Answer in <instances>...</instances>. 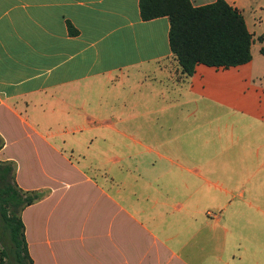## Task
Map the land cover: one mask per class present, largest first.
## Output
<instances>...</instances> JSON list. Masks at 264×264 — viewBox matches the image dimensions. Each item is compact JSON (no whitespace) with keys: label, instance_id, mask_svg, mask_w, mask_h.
I'll return each instance as SVG.
<instances>
[{"label":"crops","instance_id":"obj_1","mask_svg":"<svg viewBox=\"0 0 264 264\" xmlns=\"http://www.w3.org/2000/svg\"><path fill=\"white\" fill-rule=\"evenodd\" d=\"M225 1L253 35L252 61L199 64L179 82L169 18L144 21L140 0H0V161L13 164L21 190L40 196L21 215L33 264H264L236 232H264L259 193L246 190L256 175L230 170L234 161L264 166V143L256 151L181 143L195 132L183 128L189 120L212 116L200 101L248 122L245 138L264 134V0ZM180 101L196 109L167 110ZM104 131L113 153L101 162L86 151L99 136L109 144ZM77 135L88 136L86 150Z\"/></svg>","mask_w":264,"mask_h":264},{"label":"trees","instance_id":"obj_2","mask_svg":"<svg viewBox=\"0 0 264 264\" xmlns=\"http://www.w3.org/2000/svg\"><path fill=\"white\" fill-rule=\"evenodd\" d=\"M140 12L144 21L169 18L170 47L183 79L192 77L199 64L230 68L253 59L254 38L244 16L225 0L200 7L191 0H140ZM3 146L0 136V150ZM39 197L21 190L13 164L0 161V264H33L21 215Z\"/></svg>","mask_w":264,"mask_h":264},{"label":"rangeland","instance_id":"obj_3","mask_svg":"<svg viewBox=\"0 0 264 264\" xmlns=\"http://www.w3.org/2000/svg\"><path fill=\"white\" fill-rule=\"evenodd\" d=\"M177 80L179 82L185 80L183 78L180 77V75H177ZM170 84H167V89H171V87L169 86ZM154 86V85H153ZM159 85H155V88L158 90L159 89ZM148 90H150V85H148ZM147 88L145 93H147ZM184 90L186 89V86L183 87ZM162 89V88H161ZM184 97H187L188 95L183 92L182 93ZM167 96H177V93L174 92H170L168 93ZM181 96V97H183ZM184 100V99H183ZM153 105H157L158 104H154ZM161 106L163 104H160ZM168 105V106H167ZM166 106L169 107L167 110L168 111H174V110H183V111H194L196 108L194 107L193 104L191 103H186L185 101H180L179 103H174V106H171L170 104H167ZM199 110L200 113L203 111H209L211 112L212 116H210V118H207V116L205 115H199L197 118L192 119V124H191V120H189V124L188 125H184L183 128L185 130H189L190 127H195V132H193L192 135L189 134L190 131H188V134H185L182 136V140L181 143L182 144H189V145H193V146H198L199 149L201 148H205V146L208 144L209 146H215V147H220V146H225L226 144L230 145L232 144V146H239V145H243L246 144L248 146L247 150H253L256 151V147L259 144H263L264 143V134H260V135H255V136H247L246 138L244 137V133L245 131L241 130V128L243 126H248L246 125L247 123L244 121V124H242V120H239L238 117H234V118H227V115L229 113L228 110H226L225 108L218 106V105H214V104H210V103H206L204 101H200L199 102ZM169 120H166V122H168ZM64 124H62L61 126H63ZM255 125V124H252ZM199 126V127H196ZM233 126L235 128V131L233 132ZM256 126V125H255ZM183 128L181 126V131L183 132ZM248 128V127H245ZM240 131H239V130ZM168 130H165L164 133L167 134ZM180 132V131H179ZM178 132V133H179ZM100 135H103L106 139H107V143L111 142V138L112 135L104 132H100ZM87 135H77L76 140H79V143L81 144L82 148L84 150H86L87 146H86V139H87ZM114 137H118V136H114ZM168 137V134H167ZM262 137V138H259ZM118 138H120L121 143H128V141L122 137L119 136ZM240 138V140H239ZM106 142H103L101 140V136H99L98 140L96 141L95 144H93V146H91L90 150L86 151V153L89 156L92 157H97L101 160H107V158H109L111 156V154L113 152H111V146L110 143L109 144H105ZM83 144V145H82ZM85 144V145H84ZM193 146H188L187 148L193 147ZM140 150H133L130 151L129 153H137ZM122 153V152H121ZM124 153H126L124 151ZM262 154H264V149L262 150ZM137 159L143 160L142 156H138L135 157ZM153 158V157H151ZM137 159H133L130 160L128 159L127 161L124 162V164H126L128 162V165H132L133 162H137ZM85 163V162H84ZM86 164V163H85ZM262 162L260 164H253V165H248V166H243L242 163H240L239 161H234L232 163L233 166H230V170L232 173H235L236 175L241 174L242 171H244V168L246 167L248 169L247 173H251L256 175V177L252 180L251 184H249L246 187L247 190V195H249L250 193H254V194H258V196L256 197V200H254V205L255 207H261L262 209H264V166H261ZM89 172L92 173V175L96 176L100 181H104L103 176L101 175V173L98 172L97 168L94 167H88ZM101 169H105L106 171H111L113 170V174H115L120 180H124L126 182H128V186L130 188H135L136 186H139L140 184H137L135 182L136 176L130 175V173L126 172H122V170H120L121 168H119V166H114V168H109V166L106 167H101ZM243 175V174H241ZM241 187V186H240ZM239 185L237 184V188L235 189V192L238 193L239 190ZM255 196V195H254ZM239 201L235 200V202L233 203L232 206H238ZM239 234V237H242V242L247 243L249 242L250 245H255V243L257 244L256 246L258 247L259 251L261 252V257H264V232L259 231L258 229H254L253 227H247L246 229H237L236 231ZM256 246H254L253 251L255 250V253L257 252ZM260 252L258 253V256L260 254ZM254 253V252H253ZM251 254H252V248H251ZM255 256V255H250ZM256 258H258L257 256H255ZM245 262V260H242ZM246 264H256L253 260H250L248 258ZM260 264V263H259Z\"/></svg>","mask_w":264,"mask_h":264}]
</instances>
